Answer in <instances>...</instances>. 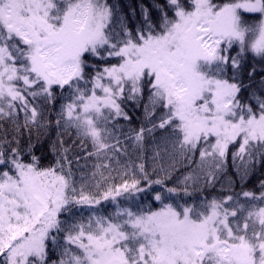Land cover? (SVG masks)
Wrapping results in <instances>:
<instances>
[{"label":"snow or ice","instance_id":"obj_1","mask_svg":"<svg viewBox=\"0 0 264 264\" xmlns=\"http://www.w3.org/2000/svg\"><path fill=\"white\" fill-rule=\"evenodd\" d=\"M258 170L264 0H0V264H264Z\"/></svg>","mask_w":264,"mask_h":264},{"label":"trees","instance_id":"obj_2","mask_svg":"<svg viewBox=\"0 0 264 264\" xmlns=\"http://www.w3.org/2000/svg\"><path fill=\"white\" fill-rule=\"evenodd\" d=\"M114 2L119 4L121 11L130 18L132 24L134 25L140 19V5L143 4L145 6H150L152 0H114ZM133 9L136 13L135 17L132 16ZM130 114L133 116L134 125H138L140 122L138 117L141 116V111L135 110L133 112L130 110ZM40 149H43L44 151L47 150V141H45L43 145H38V150ZM229 173H232L231 169H229ZM260 179H264V170H258L256 175L251 178L246 187L256 188ZM239 190V187H237V191Z\"/></svg>","mask_w":264,"mask_h":264}]
</instances>
